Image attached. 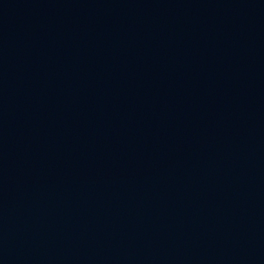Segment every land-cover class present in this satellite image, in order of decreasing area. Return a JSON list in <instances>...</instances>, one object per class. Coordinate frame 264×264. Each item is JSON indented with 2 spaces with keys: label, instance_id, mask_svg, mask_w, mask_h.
<instances>
[{
  "label": "water",
  "instance_id": "obj_1",
  "mask_svg": "<svg viewBox=\"0 0 264 264\" xmlns=\"http://www.w3.org/2000/svg\"><path fill=\"white\" fill-rule=\"evenodd\" d=\"M0 264H264V0H0Z\"/></svg>",
  "mask_w": 264,
  "mask_h": 264
}]
</instances>
